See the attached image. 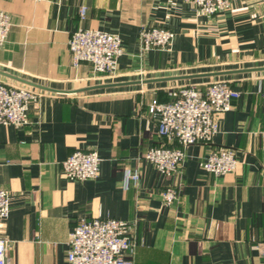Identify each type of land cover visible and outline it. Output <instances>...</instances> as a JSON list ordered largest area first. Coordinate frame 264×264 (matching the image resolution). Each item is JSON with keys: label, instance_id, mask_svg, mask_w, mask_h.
Wrapping results in <instances>:
<instances>
[{"label": "crops", "instance_id": "crops-1", "mask_svg": "<svg viewBox=\"0 0 264 264\" xmlns=\"http://www.w3.org/2000/svg\"><path fill=\"white\" fill-rule=\"evenodd\" d=\"M0 9L11 22L0 82L40 93L27 124H0V188L10 202L0 235L11 261L67 264L76 220L98 216L132 223L130 264H264V68L208 74L264 67V0H230L213 16L185 0H0ZM141 26L168 28L174 39L140 55ZM79 27L119 35L114 76L72 66L67 42ZM217 78L240 96L210 142L187 146L179 171L159 173L143 158L167 142L148 106L168 101L172 86L203 88ZM29 82L69 91L111 85L62 93ZM221 147L233 150L237 165L214 175L203 162ZM76 149L98 153L97 177L63 175L62 161ZM125 169L138 172L128 187ZM169 185L180 187L179 199L166 204L161 191Z\"/></svg>", "mask_w": 264, "mask_h": 264}, {"label": "built area", "instance_id": "built-area-1", "mask_svg": "<svg viewBox=\"0 0 264 264\" xmlns=\"http://www.w3.org/2000/svg\"><path fill=\"white\" fill-rule=\"evenodd\" d=\"M206 15H216L229 8L230 0H185ZM84 16L85 7L80 8ZM9 15L0 9V47L7 40ZM174 33L165 27L141 26L138 35L140 55L153 49H167ZM72 66L88 63L94 74L114 76L118 57L123 53L118 34L94 28L79 27L67 42ZM40 93L27 86H12L0 82V124L22 126L28 123L31 102ZM170 99L153 103L148 111L157 122L158 135L167 140L151 146L143 158L165 176L179 171L183 165L185 148L191 144L208 143L218 130L220 114L229 110L240 91L227 79H213L200 87L198 83H184L168 89ZM264 137V130L262 131ZM101 158L95 150L76 149L62 161V173L70 180L97 177ZM237 159L233 150L221 147L206 155L203 167L214 175L235 170ZM138 179L137 170L125 169L124 186ZM179 186L169 185L161 191L162 200L171 204L179 199ZM8 192L0 188V229L9 215ZM132 223L116 218L80 216L68 239L67 264H130L127 258L133 251ZM0 264H21L7 256L6 240L0 235Z\"/></svg>", "mask_w": 264, "mask_h": 264}, {"label": "water", "instance_id": "water-1", "mask_svg": "<svg viewBox=\"0 0 264 264\" xmlns=\"http://www.w3.org/2000/svg\"><path fill=\"white\" fill-rule=\"evenodd\" d=\"M264 67H258V68H250V69H243V70H229V71H220V72H214V73H208L210 75L212 74H227V73H234V72H239V71H247V70H257V69H263ZM194 75H188V76H184V77H193ZM28 84H31L35 87H38V88H42V89H47V90H52V91H57V92H62V93H66V92H76V91H83V90H88V89H93V88H97V87H102V86H106V85H111V84H105V85H93V86H87L85 88H81V89H78V90H56V89H51V88H46L44 86H40V85H37V84H33V83H28Z\"/></svg>", "mask_w": 264, "mask_h": 264}]
</instances>
